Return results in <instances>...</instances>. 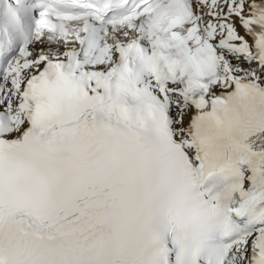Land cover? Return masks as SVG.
Listing matches in <instances>:
<instances>
[{
	"label": "snow or ice",
	"instance_id": "6c2138e0",
	"mask_svg": "<svg viewBox=\"0 0 264 264\" xmlns=\"http://www.w3.org/2000/svg\"><path fill=\"white\" fill-rule=\"evenodd\" d=\"M0 264H264V0H0Z\"/></svg>",
	"mask_w": 264,
	"mask_h": 264
},
{
	"label": "bare ground",
	"instance_id": "6f19581e",
	"mask_svg": "<svg viewBox=\"0 0 264 264\" xmlns=\"http://www.w3.org/2000/svg\"><path fill=\"white\" fill-rule=\"evenodd\" d=\"M241 34H243L242 30H241Z\"/></svg>",
	"mask_w": 264,
	"mask_h": 264
}]
</instances>
